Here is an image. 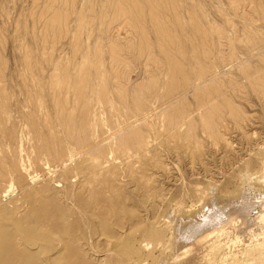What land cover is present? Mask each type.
Instances as JSON below:
<instances>
[{
    "label": "rangeland",
    "instance_id": "1",
    "mask_svg": "<svg viewBox=\"0 0 264 264\" xmlns=\"http://www.w3.org/2000/svg\"><path fill=\"white\" fill-rule=\"evenodd\" d=\"M259 205L264 0H0V264H168L231 219L227 262Z\"/></svg>",
    "mask_w": 264,
    "mask_h": 264
},
{
    "label": "bare ground",
    "instance_id": "2",
    "mask_svg": "<svg viewBox=\"0 0 264 264\" xmlns=\"http://www.w3.org/2000/svg\"><path fill=\"white\" fill-rule=\"evenodd\" d=\"M245 198V197H244ZM242 199V198H241ZM250 201V199L248 200ZM247 201V202H248ZM245 202V201H244ZM255 202V201H253ZM243 203V202H242ZM89 204V202H88ZM93 204V203H92ZM237 204V203H236ZM241 204V203H240ZM253 204V203H252ZM243 205V204H241ZM248 205V204H246ZM246 205H244L243 207H241V211L239 210L240 213H242L245 209V207H247ZM258 205V204H257ZM256 205V206H257ZM63 206H65L63 204ZM228 206V205H227ZM239 206V205H238ZM61 207V206H60ZM66 207V206H65ZM231 207V206H230ZM249 207V205H248ZM251 208V207H250ZM255 208V207H254ZM60 209V208H59ZM68 209V208H67ZM70 209V208H69ZM235 210V209H234ZM248 208L246 209L247 212ZM258 210L256 215L254 216V218L252 219L249 214L250 219L247 223V220L244 219V221L240 220L238 222V229H237V235H238V239L240 240V247L238 249L237 252H235L234 257L231 260H228L227 262H223V259L221 258L222 256V249H223V244H222V240L219 238V236L224 233L227 232L228 228L231 227V219H229L226 223L225 226L221 227V226H216L213 228H209L207 230H205V234L203 236L196 239V247L195 248H190L188 247L186 250H184L185 248H183L184 252L182 253L184 255V257H180L182 256L179 255V259H178V255H176L175 260H171L170 263L173 264H264V205H259L258 206ZM93 211V210H92ZM251 211V209H250ZM122 212V211H121ZM249 212V211H248ZM256 212V211H255ZM94 213V211H93ZM92 213V214H93ZM207 214V213H206ZM232 214V213H231ZM239 214V213H238ZM246 214V213H245ZM246 214V215H248ZM67 215V214H66ZM210 215V214H209ZM227 215V214H226ZM243 213V217L246 216ZM122 216V215H121ZM240 217L239 215H236ZM235 216V217H236ZM68 217V216H67ZM103 217V216H102ZM211 217V216H210ZM230 217V216H229ZM242 217V216H241ZM243 217L241 219H243ZM123 218V217H122ZM231 218V217H230ZM245 218V217H244ZM205 219V217H204ZM233 220H235L234 218H232ZM32 222V221H31ZM30 222V223H31ZM221 222V221H220ZM101 223V222H100ZM139 223V222H138ZM137 223V224H138ZM141 223V222H140ZM47 224V223H46ZM99 224V223H98ZM108 224V223H107ZM210 224V223H209ZM215 224V223H214ZM100 225V224H99ZM213 225V224H212ZM224 225V224H223ZM234 225V224H233ZM204 226V225H203ZM210 226V225H209ZM208 226V227H209ZM48 227V226H47ZM131 227V226H130ZM164 227V226H163ZM63 229V228H62ZM150 229V227H149ZM148 229V230H149ZM111 230V229H110ZM147 230V232H148ZM151 230V229H150ZM153 230V229H152ZM13 231V230H12ZM60 232V231H59ZM146 232V233H147ZM12 233V232H11ZM156 233V232H155ZM155 236H157V234H155ZM153 234V233H152ZM150 235V234H149ZM111 236V235H110ZM115 236V235H114ZM113 236V237H114ZM226 236V235H225ZM70 238V237H69ZM10 240V239H9ZM115 245L119 246L122 244L120 242H117V239L115 238ZM73 241V240H72ZM70 241V242H72ZM119 241V239H118ZM191 241V239H190ZM74 242V241H73ZM23 243V242H22ZM191 243V242H190ZM193 243V242H192ZM45 244V243H44ZM195 244V242H194ZM13 245V244H11ZM27 245V244H26ZM126 250V252H132L133 250L130 248V246L127 245V243L122 244ZM22 246V245H21ZM38 246V245H37ZM51 246V245H50ZM179 246V245H178ZM28 248V246L26 247ZM24 248H21L22 251H19L20 253L22 252L24 255V257L21 259L20 257H18V259L13 260L10 264H26V262H29L30 259V251L29 248L28 250ZM35 248V247H34ZM39 248V246H38ZM177 248V247H176ZM193 249V250H192ZM52 250V249H51ZM181 250V249H180ZM54 251V249H53ZM62 251V250H61ZM182 251V250H181ZM112 252V250H111ZM109 252V253H111ZM33 253V252H31ZM36 253V252H35ZM54 253V252H53ZM57 253V252H56ZM83 253V252H82ZM150 253V252H149ZM179 253V252H177ZM9 255V254H8ZM20 256V255H19ZM47 256V255H46ZM66 256V255H65ZM35 257V255L33 256ZM45 257V256H44ZM52 257V256H51ZM175 257V255L173 256V258ZM46 258V257H45ZM113 258V257H112ZM33 259V258H32ZM43 259V258H42ZM118 259V258H117ZM184 259V260H183ZM50 260V259H49ZM102 260V259H101ZM121 260V259H120ZM183 260V261H182ZM182 261V262H179ZM31 262V261H30ZM154 262V261H153ZM175 262V263H174ZM179 262V263H178ZM39 263V262H38ZM37 263V264H38ZM102 263V262H101ZM168 263V264H170ZM39 264H42L41 262ZM136 264V263H135Z\"/></svg>",
    "mask_w": 264,
    "mask_h": 264
}]
</instances>
